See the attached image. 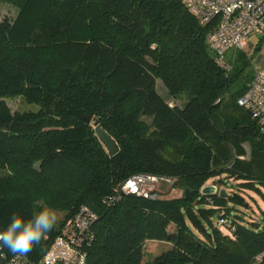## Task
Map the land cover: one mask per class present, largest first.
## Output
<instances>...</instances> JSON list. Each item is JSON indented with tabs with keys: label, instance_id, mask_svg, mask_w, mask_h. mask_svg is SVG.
<instances>
[{
	"label": "trees",
	"instance_id": "16d2710c",
	"mask_svg": "<svg viewBox=\"0 0 264 264\" xmlns=\"http://www.w3.org/2000/svg\"><path fill=\"white\" fill-rule=\"evenodd\" d=\"M0 4L16 9L0 18V231L13 214L28 220L44 206L60 214L23 257L39 260L86 205L96 219L85 264H255L264 253V215L240 222L229 203H248L225 188L230 179L242 189L264 185L256 161L264 131L237 104L264 34L251 51L234 50L224 68L206 43L216 20L201 24L181 0ZM180 97L183 104L175 103ZM13 98L12 111L6 100ZM95 121L115 140V155L96 136ZM139 173L174 177L170 189L182 193L121 194ZM207 184L214 194L200 192ZM11 256L0 245V264Z\"/></svg>",
	"mask_w": 264,
	"mask_h": 264
},
{
	"label": "built area",
	"instance_id": "2783aa9c",
	"mask_svg": "<svg viewBox=\"0 0 264 264\" xmlns=\"http://www.w3.org/2000/svg\"><path fill=\"white\" fill-rule=\"evenodd\" d=\"M181 1L201 24L216 20V27L207 36L206 43L221 67H229L225 60L227 51L244 49L251 35L264 34V0ZM237 104L247 110L264 131V73L260 69L254 70L248 88ZM174 181V177L167 175L134 174L121 185L120 192L154 199L161 194V187H171ZM95 219L96 214L88 206L81 205L74 216L64 223L39 260L31 261L13 255L7 264H85L88 247L94 237L92 226ZM262 259L264 253L256 257L255 264H260Z\"/></svg>",
	"mask_w": 264,
	"mask_h": 264
},
{
	"label": "rangeland",
	"instance_id": "374dc122",
	"mask_svg": "<svg viewBox=\"0 0 264 264\" xmlns=\"http://www.w3.org/2000/svg\"><path fill=\"white\" fill-rule=\"evenodd\" d=\"M16 13V9L7 5V4H0V18L1 16H8V17H14ZM251 39H255V37H251ZM226 58V56H225ZM157 89L158 92L160 93V95L163 96V98L166 101H171L170 96L167 93V90L163 87V85L161 84V82L158 80L157 81ZM8 106L10 107V109L13 111L16 107L17 104V98H13V99H7L6 100ZM177 104H183L184 102V97H180L177 99V101H174ZM26 109H35L36 107L34 105H25ZM244 145H246L247 148V153H245L244 158L247 159L248 158V151H249V145H247V143H244ZM256 161L261 164L264 165V146L260 147V149L258 151H256ZM231 181L232 184H230L228 187H226V192L229 193L231 190H234L238 193H240L246 200V202L248 203L247 206H239V205H232V203H229V206L233 209V214H237L239 216L240 222L242 223H248L252 220L257 221V222H261V216L264 215V185L258 184L256 185L257 189H242L241 186H236L237 182L233 181L232 179L228 180ZM217 189V187H216ZM161 191H163L162 193H166L164 194V196L166 197H176V196H180L181 195V190L176 189V188H171L168 186H163L161 187ZM60 217V214L57 213V218ZM213 220H216V216L213 217ZM167 245H163V248H167ZM160 246H158L157 244L153 245L152 247V254L148 253L146 255V258L148 260H151L156 253L159 251Z\"/></svg>",
	"mask_w": 264,
	"mask_h": 264
},
{
	"label": "clouds",
	"instance_id": "9594fccd",
	"mask_svg": "<svg viewBox=\"0 0 264 264\" xmlns=\"http://www.w3.org/2000/svg\"><path fill=\"white\" fill-rule=\"evenodd\" d=\"M56 222L57 213L48 206H44L28 220L13 214L8 226L0 231V245L14 256H27L54 228Z\"/></svg>",
	"mask_w": 264,
	"mask_h": 264
},
{
	"label": "water",
	"instance_id": "95a60500",
	"mask_svg": "<svg viewBox=\"0 0 264 264\" xmlns=\"http://www.w3.org/2000/svg\"><path fill=\"white\" fill-rule=\"evenodd\" d=\"M83 119L87 122H90L92 120L91 115H84ZM94 127H95V134L96 136L101 140L103 145L105 146L107 152L109 153L110 156L115 155L118 152V146L115 142V140L112 138V136L104 130L97 121L94 122ZM200 192L202 194H214L216 192V186L212 184H207L204 185ZM224 192L222 189L219 190V195H223ZM192 196V190L190 189H185L184 191V197L185 198H190Z\"/></svg>",
	"mask_w": 264,
	"mask_h": 264
},
{
	"label": "crops",
	"instance_id": "0c3cea01",
	"mask_svg": "<svg viewBox=\"0 0 264 264\" xmlns=\"http://www.w3.org/2000/svg\"><path fill=\"white\" fill-rule=\"evenodd\" d=\"M251 37H255V39H251ZM256 35H251L248 40H247V43H246V46L244 47V49H247V51H251L254 47V43L256 41ZM234 50H229L227 51L226 53V58L225 60H228V58H230L231 56V53L233 52ZM252 67H253V70L255 69H260L262 71V73H264V46H262V48L253 56L252 58ZM243 148L244 150L246 151L247 153V148H246V145H243Z\"/></svg>",
	"mask_w": 264,
	"mask_h": 264
}]
</instances>
